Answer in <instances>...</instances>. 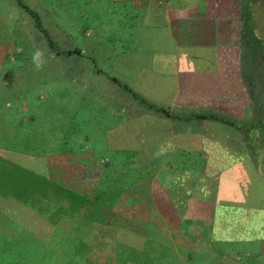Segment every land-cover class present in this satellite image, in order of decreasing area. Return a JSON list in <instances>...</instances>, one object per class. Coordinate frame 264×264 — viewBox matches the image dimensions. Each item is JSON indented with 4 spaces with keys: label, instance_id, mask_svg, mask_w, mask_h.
Segmentation results:
<instances>
[{
    "label": "crops",
    "instance_id": "0c3cea01",
    "mask_svg": "<svg viewBox=\"0 0 264 264\" xmlns=\"http://www.w3.org/2000/svg\"><path fill=\"white\" fill-rule=\"evenodd\" d=\"M263 2L90 0L80 7L76 25L107 20L112 41L130 44L112 56V68L119 86L136 96L134 104H119L113 118L120 121L103 135L76 133L75 148L43 163L53 182L104 202L101 219L86 217L83 208L49 228L81 237L108 256L89 255V264H145L146 258L117 255V239L142 254L152 244L179 252L188 243L189 252L204 251L212 234L232 236L240 217L264 210V164L248 84L251 51L245 46L252 34L245 28L259 27ZM56 164L64 168L59 176ZM66 222L73 228L65 229ZM219 240L211 246L222 255L227 249ZM258 240L264 244V236Z\"/></svg>",
    "mask_w": 264,
    "mask_h": 264
},
{
    "label": "rangeland",
    "instance_id": "374dc122",
    "mask_svg": "<svg viewBox=\"0 0 264 264\" xmlns=\"http://www.w3.org/2000/svg\"><path fill=\"white\" fill-rule=\"evenodd\" d=\"M78 1L0 0V155L41 176L46 173V156L75 148L76 133L103 135L120 121L113 118L114 113L119 115V104L125 99L131 104L136 101L134 93L119 86L120 74L112 68L117 61L112 56L129 49L130 44L124 47L112 41L116 37L107 20H101L102 25L97 21V26L76 25L80 7L90 4V0H83L85 5ZM261 4L255 34L252 27L245 28L252 33L245 46L251 51L248 84L256 104L252 124L258 126L264 122V2ZM53 38L60 43L55 44ZM95 135L87 139L90 146ZM261 143L263 165L264 138ZM62 169L56 164L55 176ZM72 214L68 205L54 198L44 199L36 207L0 198V264H89V255L107 258L81 237L63 231L51 233L49 228L61 217ZM246 215V220L240 217L239 225L231 226L232 236L212 234L204 251L189 252L188 243L179 252L152 244L140 256L130 253L133 246L126 249L117 239V255L146 258L145 264H264V244L258 240L264 236V227L259 225L264 210L253 209ZM64 227L73 228V224L66 222ZM217 240L223 244L221 250L227 249L222 255L211 246Z\"/></svg>",
    "mask_w": 264,
    "mask_h": 264
},
{
    "label": "trees",
    "instance_id": "16d2710c",
    "mask_svg": "<svg viewBox=\"0 0 264 264\" xmlns=\"http://www.w3.org/2000/svg\"><path fill=\"white\" fill-rule=\"evenodd\" d=\"M250 27L252 26L249 25L248 28ZM254 28L255 27H252L253 31ZM54 41L55 44L60 43L59 40L54 39ZM255 46L256 44H253L250 46V48L252 49V47ZM129 90L131 93L135 94V90ZM237 125L244 128L248 124L238 122ZM259 134V143L262 144L261 142H263L264 138V122L262 121L259 123ZM248 141H251V139L249 138ZM0 198L12 199L16 203L21 202L25 205L27 203H31V205L34 207L40 206V203L44 199L52 200L54 198L60 201H65L70 210H72L74 213L80 212L84 208V211L80 213H84L86 217H91L94 220L101 219L104 209L102 206L104 202H92L88 198L79 195L75 191L65 188L57 182H53L46 175H38L33 170L21 165L18 161L6 158L1 155ZM98 215L99 218H97ZM103 221H105V219ZM130 253L138 254L140 256L142 255V252L137 249H132ZM129 258L131 259L132 257L130 256L128 259Z\"/></svg>",
    "mask_w": 264,
    "mask_h": 264
}]
</instances>
